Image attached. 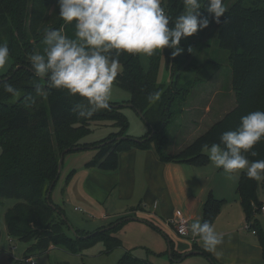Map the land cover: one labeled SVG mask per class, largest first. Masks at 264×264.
Here are the masks:
<instances>
[{
    "label": "trees",
    "instance_id": "trees-1",
    "mask_svg": "<svg viewBox=\"0 0 264 264\" xmlns=\"http://www.w3.org/2000/svg\"><path fill=\"white\" fill-rule=\"evenodd\" d=\"M165 1V6L169 9L168 15L173 19L184 11L182 0ZM227 1L223 0L224 4ZM29 2L31 12L27 18V26L24 27ZM53 2L54 0H0V43H7L11 59L9 72L0 77V201L5 198L19 201L4 214L6 232L10 239L17 242H32L27 248L28 253L62 247L77 254L97 242H102L104 253L108 255L121 247V241L112 234H116L126 221L115 226L108 224V229L102 231L101 227L98 231H93L94 233L74 230L78 238L68 235L65 232L68 221L62 218L63 211L52 203L51 193L46 198L52 182L55 181L56 185L58 181L56 175L59 158L65 150L68 151L64 156L76 151L96 149L97 155L86 167L115 170L119 151L129 145L142 147L147 142L163 138L165 129L181 114L180 108L178 112L171 113L169 110L172 99L179 91V85L176 84L175 89L172 81L167 85L156 81L159 53L148 57V70L141 66L139 55L122 54L119 59L123 71L114 83L129 93V107L142 113L143 120L149 126L146 136L134 141L126 135L128 122L121 112L125 106L119 102H109L110 107L107 110H99L89 119L79 118L73 108L77 103L83 102L82 98L70 96L65 90L49 89L44 79L33 74L28 60L30 54L43 52L46 29H61L69 38H74L75 29L72 24H65L60 19L59 9L55 8L49 13ZM201 17L209 20V26L198 30L196 34L201 38L209 28L214 27L217 30L219 48L230 54L231 89L235 107L174 156L165 157L156 147L162 161L206 165L209 159L204 154L205 145L219 143L221 134L235 130L242 116L256 110L264 111V0H251L250 3L236 0L220 18L219 24L207 12L202 0ZM182 45L180 44L181 47ZM189 48H195L191 38L179 55L181 60L185 57V62L191 59L187 51ZM171 52L170 49V56ZM172 62L174 63L173 60ZM173 63L170 69L175 68L176 64ZM187 67L182 65L183 72L190 71ZM173 72L171 78L174 77ZM4 83L12 84L21 92V96L14 103H6L15 96L3 90ZM156 92L160 93L159 100L150 102L149 95ZM184 93L187 96L189 90ZM182 100L184 102L186 97ZM166 111L170 112V122L164 120ZM101 122H111V126L119 133L124 131L128 139L120 142L113 140L106 144V140L109 141L108 134L100 141H84L91 133V125ZM152 130L153 136L147 139ZM123 142H129V145H122ZM101 144L105 145L98 148ZM252 151L257 155L245 153L250 161L264 160V140L257 143ZM257 185V181L247 178L241 172L236 193L245 221L258 235L264 250V231L256 222L262 204L257 198ZM224 203V200L209 197L204 206L202 222L213 224ZM97 239L99 240L96 241ZM170 249L169 262L175 263L184 257L175 253L172 246ZM193 251H199L213 263L210 255L198 249L195 243ZM116 264L157 263L140 260L126 251Z\"/></svg>",
    "mask_w": 264,
    "mask_h": 264
},
{
    "label": "crops",
    "instance_id": "crops-1",
    "mask_svg": "<svg viewBox=\"0 0 264 264\" xmlns=\"http://www.w3.org/2000/svg\"><path fill=\"white\" fill-rule=\"evenodd\" d=\"M230 96L233 97L234 108L233 91H230ZM187 102L188 99L183 105L180 122L189 117L193 109L186 106ZM223 102L217 114L213 111L210 116L207 109L200 112L197 125L201 123L203 128L184 131L181 124L178 130L170 132L164 147L165 153L174 156L206 132L226 114L227 111L223 109L226 104ZM210 119L212 121L208 122ZM204 120H207L206 124ZM190 123L191 127L195 126L194 121ZM97 153L96 149H88L65 155L59 179L51 191L52 203L63 211L68 223L76 228L74 230L91 233L120 218H137L140 221L127 220L125 227L133 224L135 226L129 230L136 227L140 233L150 235L149 238L155 235L157 245L162 249L157 251L154 245L149 246V250L144 248L157 258L164 256L167 264H183L187 261L188 264H264V250L258 235L253 234V229L245 228V215L236 193L239 177L235 174L230 176L223 169H216L211 161L206 165L162 161L154 142H147L142 147L129 145L119 151L117 168L113 171L86 167ZM209 197L225 201L212 224L218 233L224 234V243L218 246L216 253L206 251L213 263L199 251H193L194 243L198 249L205 251L198 237L195 241L183 239L168 223L173 211L181 212L188 220L189 227L196 220L202 222L204 206ZM17 203L19 201L9 205L7 210ZM259 216L262 215L256 216V222L264 231ZM116 235L112 234L118 238ZM171 246L177 254L190 255L171 263L167 252ZM119 248H123L124 253L128 251L122 241ZM140 260L154 263L147 258Z\"/></svg>",
    "mask_w": 264,
    "mask_h": 264
},
{
    "label": "clouds",
    "instance_id": "clouds-1",
    "mask_svg": "<svg viewBox=\"0 0 264 264\" xmlns=\"http://www.w3.org/2000/svg\"><path fill=\"white\" fill-rule=\"evenodd\" d=\"M184 11L174 19L162 7V0H57L58 15L65 24H74V38L61 29L45 30L43 52L29 55L33 74L44 79L49 89L65 90L70 96L82 98L73 111L79 118L89 119L99 110L110 107L113 85L123 71L122 54L151 57L165 48L173 57L184 49L182 39L206 29L209 20L201 17L202 0H182ZM208 13L219 24L226 12L223 0H204ZM188 51H192L191 48ZM7 43H0V69L9 60ZM3 90L18 96L10 83ZM160 93L150 94V102L158 101ZM264 140V111L256 110L242 116L235 130L223 132L219 143L205 145L208 158L216 169H223L238 178L264 182V160L250 161L245 153ZM193 237H198L205 251L216 253L224 243L208 221L191 223Z\"/></svg>",
    "mask_w": 264,
    "mask_h": 264
},
{
    "label": "rangeland",
    "instance_id": "rangeland-1",
    "mask_svg": "<svg viewBox=\"0 0 264 264\" xmlns=\"http://www.w3.org/2000/svg\"><path fill=\"white\" fill-rule=\"evenodd\" d=\"M234 2H236V0H228L224 4L226 10ZM245 2L250 3L251 0H245ZM162 4L164 5L163 7L168 14L169 9L165 6L166 1L162 0ZM55 8H58L57 0H54L49 10V13H52L53 9ZM30 12L31 3L29 2L26 7V21L24 22V27L27 26V18L30 16ZM72 27L74 28V24H72ZM190 38L191 41L194 43L195 48H191V52L187 49L189 55L191 56V59L187 62L183 60L185 57H183V59L181 60V57L179 55V58H177V56H175L174 58L170 56V49L165 48L163 51L157 52L159 53V61L156 73V81L164 85L170 84L172 81L175 83L173 84L175 89L177 88V85H179V91L172 99V105L169 109L170 112H178L180 108V111L182 113L183 105L187 99L188 102L186 103V106L192 107L194 109H192V111L189 113V117H186L183 122L179 121L180 115L176 119L172 120L170 126L165 129V134H163V138H157L155 141H153L155 147H158L160 153L165 157H171V155H168L164 151V147L167 143L168 137L170 136L169 133L178 130L181 124L182 130L184 131L189 129L194 130L196 128L201 129V127L203 128V124L198 123L197 125L200 112L203 111V109H207V111H209L210 113V116L213 111L217 114L218 107H221L223 101V103L226 104L225 108H223L225 111L229 112L233 109V97L230 96V91H232L230 74L231 72L229 67L230 54L227 51L221 50L219 48L217 30L214 27H211L204 33L201 38L198 34H195L193 35V37H187L185 39H182L181 44H183V48H186V45L188 44ZM29 42L30 44H32V41ZM172 60L174 61V63L172 62ZM167 61L170 62V64H168ZM139 62L144 70H148L149 58L147 56L139 55ZM172 63L176 64L174 69H170L172 67ZM181 64L187 65V69H189L190 71L183 72ZM10 67L11 59L9 58L6 66L3 69H0V77L7 74L10 70ZM172 72L174 74V77L171 78ZM187 89L189 90V94L186 96L184 91H186ZM20 96L21 92H19L18 96H15L6 103H14ZM185 97L186 100H184L183 102L182 99ZM129 99V93L114 83L110 103L119 102V104L126 105L128 104ZM121 112L127 119L128 126L126 129V135H128L130 139H134V141H137L141 137L146 136L149 130V126L143 120V115L141 112H137L128 106L122 108ZM170 112L166 111L167 115L165 116L164 120L169 121L170 117L168 115ZM221 118L222 117H220V119ZM191 121H194V127L190 126ZM204 121H206V124L207 120ZM211 121L212 120L210 119V121L208 122ZM96 124L97 123L91 125V133L84 141H100L101 139L106 138L108 134L109 141L106 140V144H109V142H112L113 140H115L116 142H120L119 138L122 141L125 140L124 138L128 139L124 135L125 132L123 131L122 133H119L116 128L111 126V122H101L98 123V125ZM145 129L147 130V132H145ZM150 134H148V136ZM122 145L127 146L129 145V142H123ZM204 152L207 154L206 150ZM257 184V196L260 200L264 202V184H262V182H257ZM16 202H18V200L14 198H5L0 201V264H31L26 259L32 260L34 264H116L124 253L123 248H117L112 253L106 255L103 250V245L100 242H97L90 248L85 249L77 254H72L67 249L62 247L52 248L48 251H30L28 253L27 248L31 245L32 242H17L15 240L10 239L8 236H6L5 233V211L8 209L9 205H12L13 203L15 204ZM261 206H264V204L262 203ZM260 215H262L259 216L261 224L264 225V215L261 213ZM123 221H125V219L120 218L116 222L109 223V225L115 226L118 223H123ZM126 224L128 223H125L116 235L122 241L125 249H128V251L134 257L139 259L147 258L148 260L153 261L157 264L168 263H166V260L163 259L164 256L161 258H157L154 254H152L150 251L148 252L144 248L145 246L149 250V246L153 247L154 245L157 251L159 249H162L159 247V245H157L158 242L155 235L149 238L150 235L140 233L136 229V227L129 230L131 226L135 225L131 224L129 227H125ZM106 227L107 226L102 227V231L108 229V227ZM73 229L76 228L73 226ZM65 232L70 236L73 235L67 227L65 228ZM99 239H97L96 241H98ZM148 239H150L149 244ZM183 264H188V261ZM194 264L200 263L195 262Z\"/></svg>",
    "mask_w": 264,
    "mask_h": 264
},
{
    "label": "built area",
    "instance_id": "built-area-1",
    "mask_svg": "<svg viewBox=\"0 0 264 264\" xmlns=\"http://www.w3.org/2000/svg\"><path fill=\"white\" fill-rule=\"evenodd\" d=\"M155 208V206H153ZM260 213L264 214V206H261ZM168 223L174 228L176 234L183 238L195 241L197 237H193L190 231V227L188 224V220L183 216V214L179 211H173L171 218L168 220ZM246 229H251L250 225L247 224L245 226ZM255 232L253 231V234ZM31 264H34V262L30 259H26Z\"/></svg>",
    "mask_w": 264,
    "mask_h": 264
},
{
    "label": "water",
    "instance_id": "water-1",
    "mask_svg": "<svg viewBox=\"0 0 264 264\" xmlns=\"http://www.w3.org/2000/svg\"><path fill=\"white\" fill-rule=\"evenodd\" d=\"M15 71V70H14ZM8 79V77L7 78H5V80H7ZM0 81H2L1 79H0ZM123 106H130L129 104H123ZM153 134H154V131L152 130L151 131V134L147 137V139H150L152 136H153ZM125 140H126V138H124ZM119 141H122V140H120V138H119ZM140 143H142L143 141H139ZM105 144H101V145H99V146H97L98 148H100V147H102V146H104ZM68 150H65L62 154H61V156H60V158H59V161H58V170H57V175H56V180H58L59 179V176H60V173H61V169H62V163H63V158H64V153H66ZM55 185V181L54 182H52V184H51V186L49 187V189H48V193H47V195H46V198H48L49 197V195H50V193H51V191H52V188H53V186ZM64 220H66V218L63 216L62 217ZM127 220H135V221H140L139 219H137V218H129V219H126L125 221H127ZM68 228H69V230H70V232L73 234V236L74 237H77L78 238V236L76 235V233H75V231H74V229L72 228V226L68 223ZM84 239L86 238V237H83ZM167 252H168V255H170V253H171V249H170V247H168V250H167ZM192 253H196V252H192ZM188 255H190V254H186L185 256H188ZM184 256V257H185Z\"/></svg>",
    "mask_w": 264,
    "mask_h": 264
}]
</instances>
